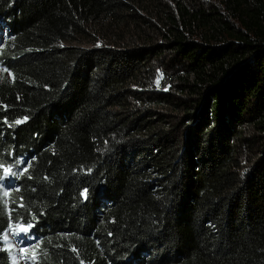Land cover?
<instances>
[{
  "label": "trees",
  "instance_id": "obj_1",
  "mask_svg": "<svg viewBox=\"0 0 264 264\" xmlns=\"http://www.w3.org/2000/svg\"><path fill=\"white\" fill-rule=\"evenodd\" d=\"M0 27V264L27 224L33 264H264V0H0Z\"/></svg>",
  "mask_w": 264,
  "mask_h": 264
},
{
  "label": "rangeland",
  "instance_id": "obj_2",
  "mask_svg": "<svg viewBox=\"0 0 264 264\" xmlns=\"http://www.w3.org/2000/svg\"><path fill=\"white\" fill-rule=\"evenodd\" d=\"M217 2L218 0H204V2ZM2 27H0V48L3 47V41L5 37H3V33L1 32ZM8 172V168L0 165V196H3L5 204H9L10 201L8 196H10L8 188V181L11 175H4ZM3 180V181H2ZM6 184V185H5ZM15 229H11L4 234L2 237V242L4 247L6 248L10 264H33L32 252L28 250L26 247H23L19 243V239H17L16 232H18V227H14ZM15 233V234H14ZM7 237V240L4 237Z\"/></svg>",
  "mask_w": 264,
  "mask_h": 264
},
{
  "label": "snow or ice",
  "instance_id": "obj_3",
  "mask_svg": "<svg viewBox=\"0 0 264 264\" xmlns=\"http://www.w3.org/2000/svg\"><path fill=\"white\" fill-rule=\"evenodd\" d=\"M86 192H87V190H85L83 193H81V195H82V196H86ZM31 227H32L31 224H27V225L24 227L23 230L26 232V231H27L28 229H30ZM14 234H15V233H14ZM4 239L7 240V237L5 236Z\"/></svg>",
  "mask_w": 264,
  "mask_h": 264
},
{
  "label": "bare ground",
  "instance_id": "obj_4",
  "mask_svg": "<svg viewBox=\"0 0 264 264\" xmlns=\"http://www.w3.org/2000/svg\"><path fill=\"white\" fill-rule=\"evenodd\" d=\"M27 242V241H26Z\"/></svg>",
  "mask_w": 264,
  "mask_h": 264
}]
</instances>
